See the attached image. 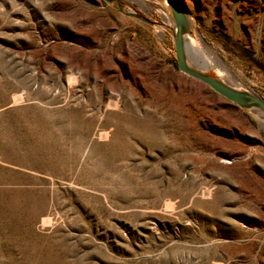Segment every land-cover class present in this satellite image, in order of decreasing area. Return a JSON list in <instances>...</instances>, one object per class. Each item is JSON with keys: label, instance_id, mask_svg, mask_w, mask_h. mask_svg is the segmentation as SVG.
Listing matches in <instances>:
<instances>
[{"label": "rangeland", "instance_id": "1", "mask_svg": "<svg viewBox=\"0 0 264 264\" xmlns=\"http://www.w3.org/2000/svg\"><path fill=\"white\" fill-rule=\"evenodd\" d=\"M116 1L0 0V264H264V115ZM179 1L191 63L264 100V0Z\"/></svg>", "mask_w": 264, "mask_h": 264}, {"label": "water", "instance_id": "2", "mask_svg": "<svg viewBox=\"0 0 264 264\" xmlns=\"http://www.w3.org/2000/svg\"><path fill=\"white\" fill-rule=\"evenodd\" d=\"M162 1L165 2V6L174 25L172 31L178 69L182 73L205 84L238 107L264 115L263 99L242 88H235L220 78L203 74L189 64V58L186 52V38L191 37V26L185 8L179 0Z\"/></svg>", "mask_w": 264, "mask_h": 264}, {"label": "bare ground", "instance_id": "3", "mask_svg": "<svg viewBox=\"0 0 264 264\" xmlns=\"http://www.w3.org/2000/svg\"><path fill=\"white\" fill-rule=\"evenodd\" d=\"M132 1H135V2L139 3L144 8L150 7L148 4H146V3H144V2H142L140 0H132ZM164 4H165V2H164ZM186 52H187V56L189 58V64L192 65L193 67L197 66V68L200 70V68L201 69L202 68L205 69V67L211 66L210 65L211 63L209 62V60L207 58L198 55L196 48L192 45L191 41L189 39H187V38H186ZM190 59L193 60L192 62H194L195 66L191 63ZM221 80H223L225 83H227V84H229V85L234 87V83L230 82V80H224V79H221ZM235 88H237V87H235Z\"/></svg>", "mask_w": 264, "mask_h": 264}]
</instances>
